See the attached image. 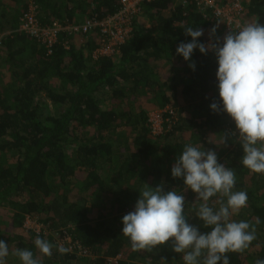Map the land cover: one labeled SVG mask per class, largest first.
Wrapping results in <instances>:
<instances>
[{
    "label": "trees",
    "instance_id": "16d2710c",
    "mask_svg": "<svg viewBox=\"0 0 264 264\" xmlns=\"http://www.w3.org/2000/svg\"><path fill=\"white\" fill-rule=\"evenodd\" d=\"M14 1L10 6L0 0V33H6L0 45V212L7 213L15 227L25 228L27 217L55 232L67 227L95 257L61 254L56 248L51 257L44 256L34 244L37 235L55 245L54 235L45 228L39 233L30 230L28 237H11L0 226V240L33 251L42 264H108L106 257L120 250L125 255L120 264H184L183 254L173 251L171 242L151 252L125 253L131 242L122 234V217L134 210L131 205L145 183L163 184L165 191L184 195L190 224L201 233L211 231L195 216L201 203L197 194L185 191L183 178L171 173L184 145L191 144L215 151L218 162L236 174L233 190L248 196L247 206L230 219L250 222L256 239L243 253H228L230 264L264 259V175L242 165V145L232 136L234 131L238 136L235 121L210 108L213 99L220 100L217 58L197 48L191 57L196 63L193 71L190 61L176 53L180 42L192 40L185 27L202 28L204 35L198 39L208 40L218 23L211 13L181 0L146 2L119 52L94 58L101 30L84 33L80 26L93 14L102 19L115 13L118 0ZM240 1L243 22L253 17L264 24V0ZM31 2L38 6L42 27L55 20L78 27L72 35L61 32L60 39L69 48L57 43L48 56L36 38L20 31L21 17ZM162 61L173 65L169 74ZM105 96L111 100L107 108L101 106ZM147 101L159 108L178 105L180 114L188 108L191 117H180L172 130L153 135ZM186 128L191 139L178 140L177 133ZM208 132L218 135L220 143L209 141ZM107 193L113 199L111 206L103 207ZM222 200L226 198L217 194L209 204L218 209ZM92 203L100 209L97 218L92 217ZM105 208L110 214H103Z\"/></svg>",
    "mask_w": 264,
    "mask_h": 264
},
{
    "label": "clouds",
    "instance_id": "9594fccd",
    "mask_svg": "<svg viewBox=\"0 0 264 264\" xmlns=\"http://www.w3.org/2000/svg\"><path fill=\"white\" fill-rule=\"evenodd\" d=\"M184 30L192 40L180 42L176 53L190 61L193 71L196 69L195 61L191 60L194 50L198 48L205 55L209 51L214 53L220 100L213 99L210 108L213 112H226L235 121L238 136L235 131L232 136L242 145V165L264 175V24L247 23L225 34L222 40L213 27L207 44L198 39L204 35L202 28L185 27ZM4 34L0 35V45ZM172 107L180 119L177 108ZM226 140L227 134L223 137L224 143ZM171 173L173 178H183L185 191L191 189L197 194L196 201L201 203L195 216L203 221L205 228L211 227V231L201 233L188 222L184 195L175 190L165 191L163 184L153 187L145 183L139 190L134 210L122 217V234L129 238L135 251L151 252L156 246L171 242L172 250L183 254L184 264H230L228 253H243L256 239V228L250 222L230 219L234 213L239 214L248 201L245 191L233 190L235 172L218 162L215 151L185 144ZM217 194L226 201L222 200L215 209L209 200ZM34 244L47 257L53 255V248L61 254L69 251L39 235ZM9 254L8 243L0 240V264H7ZM11 254L18 257L21 264H42L28 249L18 248ZM255 264H264V259H257Z\"/></svg>",
    "mask_w": 264,
    "mask_h": 264
},
{
    "label": "built area",
    "instance_id": "2783aa9c",
    "mask_svg": "<svg viewBox=\"0 0 264 264\" xmlns=\"http://www.w3.org/2000/svg\"><path fill=\"white\" fill-rule=\"evenodd\" d=\"M155 0H118L119 8L113 14L105 18H98L97 14L89 17L84 24L80 26L81 31L86 33L89 30L99 27L102 33V41L100 46L94 51L93 57L113 56L117 53L121 46L125 43L126 38L131 34L135 26L137 16L143 12V4L153 2ZM184 5L196 4L203 11H209L211 17L218 22H223L227 32L236 31L247 23L241 20L244 6L240 0H181ZM20 31H24L32 38H36L42 47L50 56L55 50L57 43H63L60 36L62 31H68L72 35L77 29L67 20H55L50 26L42 27L39 20L38 6L33 2L30 3L28 9L24 11L20 21ZM69 48L68 42L63 43ZM148 121L151 126L153 135H163L172 130L179 123V117L172 106H167L164 110L157 109L149 114ZM32 217H27L24 224L25 229L29 232L35 229L37 233L42 231L46 225H40ZM40 223V222H39ZM41 229V230H40ZM47 228H45L46 230ZM48 233V229L47 232ZM49 234V233H48ZM55 245H63L69 249V253L77 256L95 257L93 253L84 248L82 242L74 239L68 228H61L59 232L53 230ZM125 257L122 253L108 256L106 260L108 264H120Z\"/></svg>",
    "mask_w": 264,
    "mask_h": 264
},
{
    "label": "rangeland",
    "instance_id": "374dc122",
    "mask_svg": "<svg viewBox=\"0 0 264 264\" xmlns=\"http://www.w3.org/2000/svg\"><path fill=\"white\" fill-rule=\"evenodd\" d=\"M166 13H168V12H166ZM142 18V17H141ZM140 18V19H141ZM142 21L143 22H146V20L143 18L142 19ZM218 22V21H217ZM249 23H253V22H256V20L253 18V17H251V18H249V21H248ZM214 27H216V36H218V37H220L221 38V40H222V38H223V36L225 35V34H227L228 32H227V30H226V28H225V25L223 24V22H218V23H216L215 25H214ZM212 29V28H211ZM209 34H210V31H209ZM209 42V38H208V40L205 42V44H207ZM0 52H1V50H0ZM179 61L180 60H178V61H175V62H177V64H179ZM8 72L9 71H4V74L5 75H8ZM110 102H111V100H110V97L109 96H105L104 97V100L101 102V106L102 107H104V108H107L108 107V105L110 104ZM182 102H183V98H180L178 101H176V103L179 105V104H182ZM175 105V104H174ZM176 106V108H177V111L179 112V110H180V108H179V106ZM144 106H145V108H147V110H148V114H151V113H153V112H155L157 109H160V110H164L165 108H159V107H157V104L155 103V102H151V103H149L148 101L147 102H145L144 103ZM167 107V106H166ZM179 114H180V112H179ZM191 117V111H190V109H188V108H186V111L184 112V114H180V117L182 118V117ZM207 135L209 136V141H211V142H215L216 144H218V143H220V140H221V138L218 136V135H215L214 133H212V132H208L207 133ZM191 136H192V132H191V130L190 129H188V128H186V129H184V130H181V131H179L178 133H177V138H178V140H181V141H188V140H190L191 139ZM124 190L125 189H123V190H121L122 192H121V194L123 195L124 194ZM103 198H104V202H103V207L104 206H111V204H110V202L112 201V199H113V197H112V195H110V194H104L103 195ZM134 204H135V202H134ZM132 207H134L133 205H131ZM91 208H92V211H91V214H92V217L93 218H97V216H98V214H99V210L100 209H98V204L97 203H92L91 204ZM109 211H110V209H104L103 210V214L105 213V214H108L109 213ZM110 214V213H109ZM109 216H111V215H109ZM42 223V222H41ZM41 223H36V222H33V225H35V224H38V225H40L39 226V228H41L42 229V224ZM47 225V224H46ZM0 226L2 227V230L3 231H5L7 234H9L11 237H13V236H19V235H21V236H24V237H28V235H29V233L30 232H28L25 228H21V227H15L14 226V224L12 223V219L10 218V217H7V213H3L2 215H1V212H0ZM40 229V230H41ZM50 230V231H49ZM48 233H53V230H52V228H48ZM47 238V237H46ZM18 241V239L16 240V239H14L13 240V242H17ZM15 244L16 243H11V245L9 246V248L11 249V253L13 252V251H15L16 249H15ZM125 250H124V252L126 253H130L131 252V250H132V247L130 246V245H128L127 246V248H124ZM10 253V255L8 256V259H7V264H21V261L19 260V258L18 257H15L14 255H12ZM119 253H123V251L122 250H120L119 251ZM124 253V254H125ZM125 256V255H124ZM250 260L249 259H247L246 260V262H245V264H249L248 262H249Z\"/></svg>",
    "mask_w": 264,
    "mask_h": 264
},
{
    "label": "crops",
    "instance_id": "0c3cea01",
    "mask_svg": "<svg viewBox=\"0 0 264 264\" xmlns=\"http://www.w3.org/2000/svg\"><path fill=\"white\" fill-rule=\"evenodd\" d=\"M6 3H7V5H10V6H14L15 4H16V2L14 1V0H6ZM2 33H0V35H1ZM163 63H165L166 64V71H167V73L169 74V71H171V67L173 66L172 64H170V63H166L165 61H162ZM163 63H160V67H161V65L163 64ZM160 67H158V69L160 70ZM162 70V69H161Z\"/></svg>",
    "mask_w": 264,
    "mask_h": 264
}]
</instances>
